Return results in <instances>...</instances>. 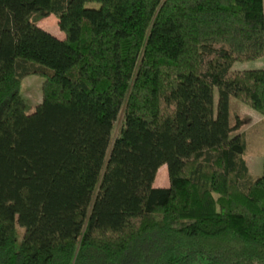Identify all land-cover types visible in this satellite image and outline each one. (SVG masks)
I'll use <instances>...</instances> for the list:
<instances>
[{"label": "trees", "instance_id": "16d2710c", "mask_svg": "<svg viewBox=\"0 0 264 264\" xmlns=\"http://www.w3.org/2000/svg\"><path fill=\"white\" fill-rule=\"evenodd\" d=\"M257 60L264 0H0V264H264V159L231 122L264 116V66L233 70Z\"/></svg>", "mask_w": 264, "mask_h": 264}, {"label": "rangeland", "instance_id": "374dc122", "mask_svg": "<svg viewBox=\"0 0 264 264\" xmlns=\"http://www.w3.org/2000/svg\"><path fill=\"white\" fill-rule=\"evenodd\" d=\"M32 22L39 24L46 29L54 32V34L64 33L60 30L58 20L54 15H46L43 12L35 13L32 18ZM56 32V33H55ZM263 61H251V62H237L233 66L234 71H252L263 68ZM58 80L51 83V88H55ZM44 80L42 78L32 76L28 77L22 84L21 95L25 100V112L32 114L36 110L38 104L43 100ZM51 90V89H50ZM218 92L215 90V101H217ZM231 122L237 126L233 131V135L244 133L248 140V150L246 152V160L253 176L258 177L263 174V159H264V116L254 111L244 103L231 98ZM120 127V122L118 124ZM156 187H168L169 177L166 166H163L155 181ZM23 229L17 227L16 240L17 244L22 241Z\"/></svg>", "mask_w": 264, "mask_h": 264}, {"label": "crops", "instance_id": "0c3cea01", "mask_svg": "<svg viewBox=\"0 0 264 264\" xmlns=\"http://www.w3.org/2000/svg\"><path fill=\"white\" fill-rule=\"evenodd\" d=\"M39 25V24H38ZM41 28H43L44 30H46V31H48L49 33H51L53 36H55V37H57V38H59V39H64L65 38V35H63V34H61V33H56V34H54V32H52V31H50V30H48V29H46L45 27H43V26H41V25H39ZM264 66V65H263ZM262 69V68H261ZM250 169V168H249ZM250 173H251V171H250ZM252 174V173H251ZM157 180V179H156ZM156 187V186H155Z\"/></svg>", "mask_w": 264, "mask_h": 264}]
</instances>
